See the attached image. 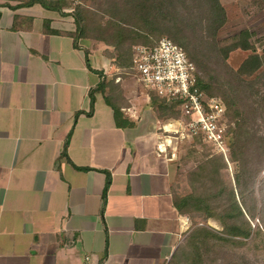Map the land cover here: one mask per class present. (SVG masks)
<instances>
[{"label": "crops", "instance_id": "obj_1", "mask_svg": "<svg viewBox=\"0 0 264 264\" xmlns=\"http://www.w3.org/2000/svg\"><path fill=\"white\" fill-rule=\"evenodd\" d=\"M25 1L0 0V264H166L191 228L178 141L133 76L73 38L72 7Z\"/></svg>", "mask_w": 264, "mask_h": 264}, {"label": "trees", "instance_id": "obj_2", "mask_svg": "<svg viewBox=\"0 0 264 264\" xmlns=\"http://www.w3.org/2000/svg\"><path fill=\"white\" fill-rule=\"evenodd\" d=\"M176 1L179 0H117V3L114 2L113 4V10L109 13H112L113 16H118L119 19L121 18L122 20H125L124 16L127 18L138 17L145 22L150 20L151 23L155 22L156 26L158 22L167 21L165 22L166 25L164 29L170 37H166L182 46L189 59L193 61L196 66L198 71V85L209 95H214V91L208 83L209 81L206 82L199 72L200 69L204 71V66L208 69V62L205 61V65H202L200 60L195 57V54H199L197 48L194 49L195 54L192 52L189 53L185 47L186 45L178 41V33L180 34L181 31H187V28H183L186 26L184 25V19H188L192 13L188 11L186 14L182 15L179 10H176ZM193 1H199L197 3L202 6L197 14V25L189 29L192 36L199 34L198 37L200 39L198 40V46L201 47L199 50L200 53H202L203 48L210 47L225 60L228 53L234 49L239 48L247 50L252 48L251 43L248 41L251 35L248 29L240 30L238 33L227 37L223 41H218L216 39V32L226 21V13L219 0ZM33 3H39L45 8L55 9L60 14H64L62 11L63 7H72V10L66 14L72 17L76 27L75 32L72 34L73 38H90V35L87 34V30L89 29L88 24L84 22L85 13L88 11L83 8L82 0H77V4L75 5H71L68 0H26L23 5H31ZM259 3L264 8V0H259ZM178 16L182 18L180 21V26L182 27H179L178 31H172L171 29L175 26L174 21L177 19L180 20ZM48 24L49 20H44L43 28L45 31H49ZM97 28H100L102 31H104V29L110 31V34L113 33L114 39L117 41L121 40L124 36V33L117 31V27L113 25L105 27L98 26ZM149 33L152 32L149 31ZM160 37V35L153 38L144 37L139 43L153 44ZM93 38L104 41L103 37L98 35L93 36ZM107 44L114 46V44L110 42H107ZM130 52H128V54H126L127 52L118 53V55L113 58V63L120 67H128L130 65ZM123 55H125V57ZM262 66H264V51L261 54L252 53L248 55L236 70H231L234 81L229 80V82L221 88L222 93L220 99L223 101L227 111L229 112L230 108H232L237 115L234 128V144L230 150L232 159L235 160L239 166V171L235 174L236 190L230 183L226 185L220 178V170L225 167V162L221 156H207L204 160L199 161L194 168L186 172L185 181L188 185L192 186V190L186 193L175 194L173 196V204L180 213L187 215L193 227L185 236L184 241L175 248L166 264H209V260L213 262H216V259L221 260L217 253L228 252L230 247L235 248L239 245L248 246L249 243L254 242L256 244V241H260L258 239L262 237V226H264V191L262 189L264 186V176L259 180V192H257V194L259 193L258 195H261L262 200L260 202L262 205L259 207L261 215L259 214L260 217H257L260 222L253 226L251 220L255 218L258 210L257 199L253 194L252 183L257 173L254 176V173L246 166L248 161L245 156L246 150L255 135H257L256 139L258 141V146L264 154V134L260 135L257 134V132L250 133L247 128L248 121L245 117L247 111L242 112V109L237 105L240 93L245 95L247 94L246 91H248L249 96H252V92H258L257 89H254V85L257 82L256 80H260L262 77L264 78V75L260 74L257 79H246ZM207 77L209 78L210 76ZM209 80L212 81L211 79ZM101 85H103V87L104 85H110L111 92L113 91L112 81H103ZM150 100L151 103L156 105L158 110H161L163 117L173 114L171 108H174V106L166 105L164 101L155 94L152 93ZM106 101L112 107L115 120H117L121 115L119 106L109 102L108 97H106ZM262 109H264L263 105ZM256 110V108H252L251 114L253 111L255 113ZM116 123L118 124L117 121ZM107 185L108 178L104 186L103 194L106 192ZM199 215H203L205 218H218L221 224V230L219 232H213L205 227H194L195 217ZM223 245H228L227 249L224 247L220 248ZM217 248L219 250H217ZM211 250H213L214 253L216 252V255H210L209 252H211ZM211 253L213 254V252ZM223 260V262L221 260L218 264H245L244 261L240 262L227 258Z\"/></svg>", "mask_w": 264, "mask_h": 264}, {"label": "rangeland", "instance_id": "obj_3", "mask_svg": "<svg viewBox=\"0 0 264 264\" xmlns=\"http://www.w3.org/2000/svg\"><path fill=\"white\" fill-rule=\"evenodd\" d=\"M71 5L77 4V0H68ZM221 5L223 6L226 13V21L225 23L218 29L216 32V39L218 41H223L229 36H232L238 33L240 30L248 29L251 32V35L248 38V41L251 43L252 48L243 50V49H234L230 51L223 60L214 49L210 47H205L202 50V53L199 52L201 47L198 46V40L200 39L198 35L192 36L190 32V27L197 25L198 17L197 14L202 7L197 2L193 0H179L175 2L176 10H179L182 15L186 14L188 11L192 13L188 19H184L183 28H187V31H184L179 34L178 33V41L183 45H186L187 51L195 54V48L198 50V55L195 54V57L200 60L202 65H205V61L208 62V69L204 66V71L200 69V74L203 79L207 82L209 81V85L211 89L214 91V96L221 97L222 89L226 83L230 81H234L233 73L231 74V70H236L242 61L252 53L261 54L264 51V8L259 3V0H219ZM117 3V0H82L83 8H85L88 12L85 13L84 22L88 24L87 34H89L91 40L96 41L95 45H100L103 47V55L105 54L110 58L113 63V58H115L118 53H126L131 51V48L135 44H143L139 43L141 39L144 37L153 38L156 36H168L165 28L167 21L158 22L157 26L155 22L143 21L138 17H125V20L119 19L118 16H113L112 13H109L113 10V4ZM189 9V10H188ZM182 17V16H181ZM127 18V19H126ZM175 20V26L171 29L172 31H178L181 24V19ZM162 20V19H161ZM203 23V21H202ZM113 25L117 27V31L123 32L124 36L121 40L114 39L113 33L110 34V31L100 30L97 28L98 26L105 27ZM151 28V29H149ZM151 31L152 33H149ZM174 33V32H173ZM101 36L104 41L96 40L93 36ZM110 42L114 44V46L107 44ZM90 45V43L88 42ZM94 44V43H93ZM92 44V45H93ZM194 50V51H193ZM95 55L97 52L94 53ZM125 57V55H123ZM124 59V58H123ZM194 63V62H193ZM117 71L132 76V74L127 73L125 70L127 67H120L115 65ZM263 74L264 75V66L259 67L250 77L246 80L257 79V77ZM207 76H210L209 78ZM211 79L212 81H210ZM256 84L254 85V89H257L258 92H252V96H249L248 91L247 94H241L239 97V101L237 105L242 109V112H246L245 115L247 119V128L250 133L257 132V134H264V109H262V105L264 106V78H260V80H256ZM114 91L117 90V87L113 85ZM245 93V92H244ZM149 101L152 93H149ZM153 104V103H152ZM157 104V103H156ZM154 105V104H153ZM256 108V112L251 114V109ZM173 114L163 117L161 110H158L156 105H154V112L160 123L158 124V133L162 134L161 124L168 120L169 118L177 119L180 117V112L174 108H171ZM178 111V112H177ZM237 118L236 112L232 108L228 112L226 109L225 118L223 120L224 125V144L214 145L213 142L208 141L207 139H203L201 136H194L191 139H183L178 140V150H177V162H179L178 167L182 168L183 171L179 172L181 175L178 178L183 182L184 187L181 190V193H186L192 190V186L186 183V172L194 168L195 165L198 164L199 161H202L207 156L214 157H222L225 162V167L220 170V178L223 180L226 185L231 184L232 187L236 190L235 185V174L239 171L238 163L232 159L231 157V147L234 144V131H235V119ZM167 135V134H162ZM256 136L253 137V140L249 147L246 150L245 158L248 161L246 166H248L249 170L252 173L257 175L254 178L252 183L253 194L257 199V215L254 219L251 220L252 225H256L260 221L257 217H260L259 207L262 205L260 203L261 195H258L257 192L259 188V180L264 176V154L261 151V148L258 146V141ZM175 141V139H173ZM218 159V158H217ZM221 159V158H220ZM264 191V186L262 187ZM262 191V192H263ZM239 195V194H238ZM249 201V200H248ZM260 214V215H259ZM264 214V210H263ZM205 227L210 229L213 232H219L221 230V224L216 217H207L205 218L203 215H199L195 217L194 227ZM193 225L191 226V228ZM263 233L262 237L256 241L257 243H249L248 246L239 245L235 248L230 247L228 252L217 253V255L223 259L229 260H238L240 262H245V264H264V226H262ZM190 228V229H191ZM189 232V231H188ZM187 232V233H188ZM187 235V234H186ZM185 235V236H186ZM185 237L182 239L181 243L184 241ZM228 245H223L220 248L227 249ZM217 250H219L217 248ZM213 252V254L211 253ZM209 252L210 255H216L213 250ZM232 252V253H231ZM171 256V255H170ZM170 259V258H169ZM220 259H216V262L209 260V264H218L221 262ZM227 261V260H226ZM168 262V261H167ZM175 262V261H174ZM173 262V263H174Z\"/></svg>", "mask_w": 264, "mask_h": 264}, {"label": "built area", "instance_id": "obj_4", "mask_svg": "<svg viewBox=\"0 0 264 264\" xmlns=\"http://www.w3.org/2000/svg\"><path fill=\"white\" fill-rule=\"evenodd\" d=\"M125 70L144 88L148 99V92L153 93L180 112L179 118L161 124L162 134H167L162 135L164 142L201 136L214 145L224 144L226 107L219 97L198 85L196 66L182 46L166 36L153 44H135ZM166 125L172 130H165Z\"/></svg>", "mask_w": 264, "mask_h": 264}, {"label": "bare ground", "instance_id": "obj_5", "mask_svg": "<svg viewBox=\"0 0 264 264\" xmlns=\"http://www.w3.org/2000/svg\"><path fill=\"white\" fill-rule=\"evenodd\" d=\"M168 127H169V125H166V126H165V128H166L165 130H172V129H167Z\"/></svg>", "mask_w": 264, "mask_h": 264}]
</instances>
